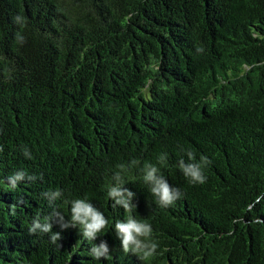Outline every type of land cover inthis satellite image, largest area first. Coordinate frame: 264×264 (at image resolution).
<instances>
[{"label": "trees", "instance_id": "16d2710c", "mask_svg": "<svg viewBox=\"0 0 264 264\" xmlns=\"http://www.w3.org/2000/svg\"><path fill=\"white\" fill-rule=\"evenodd\" d=\"M188 151L211 161L203 184L177 166ZM145 163L184 194L173 206ZM119 165L159 245L147 260L115 230ZM76 199L108 220L95 240L30 233ZM0 264H264V0H0Z\"/></svg>", "mask_w": 264, "mask_h": 264}, {"label": "clouds", "instance_id": "9594fccd", "mask_svg": "<svg viewBox=\"0 0 264 264\" xmlns=\"http://www.w3.org/2000/svg\"><path fill=\"white\" fill-rule=\"evenodd\" d=\"M20 18H17L19 21ZM17 40L23 41V37L18 33ZM199 51V50H198ZM187 162L184 159L179 160L178 168L192 185L203 184L207 177L204 169L211 163L206 157L201 155L199 162H196L195 154L192 151L187 153ZM167 154H161L158 157V164L166 166ZM140 161L133 159L131 166H139ZM119 171L115 172L112 180L113 183L108 187L107 195L114 202L113 206L122 207L128 213L125 221H117L115 230L121 241L122 249L125 253L131 252L139 258L147 260L157 254L159 245L153 241V229L149 223L137 220L131 213L137 205L133 203L136 193L129 190L126 185L123 173L127 170L125 165H119ZM143 181L150 186L152 195L156 198V203L162 208L173 206L175 202L183 197V193L176 187H173L167 179L161 174L160 167L151 163H145L142 168ZM25 174L17 172L9 177V183L15 187L17 182L24 180ZM31 179V177H29ZM61 195L59 191L51 194L54 200ZM54 225L58 226L61 231L69 228L80 226L83 237L93 241L98 237L108 225V220L104 214L97 209L92 203L85 199H76L71 202V219L66 220L59 212H54L45 222L41 223L35 219L30 228V233H50V240L56 243L62 239L61 233L53 231ZM62 247V245H60ZM109 246L107 241L101 240L99 245H94L91 249V255L95 259L109 256Z\"/></svg>", "mask_w": 264, "mask_h": 264}]
</instances>
